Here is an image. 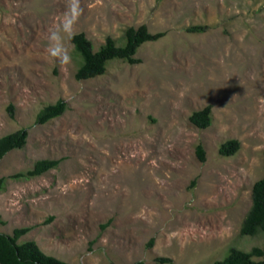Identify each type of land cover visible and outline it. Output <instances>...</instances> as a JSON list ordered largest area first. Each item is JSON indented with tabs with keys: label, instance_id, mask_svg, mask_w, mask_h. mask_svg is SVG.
<instances>
[{
	"label": "rangeland",
	"instance_id": "1",
	"mask_svg": "<svg viewBox=\"0 0 264 264\" xmlns=\"http://www.w3.org/2000/svg\"><path fill=\"white\" fill-rule=\"evenodd\" d=\"M67 4L0 0V137L27 130L0 178L60 161L6 182L0 233L32 227L19 242L68 264H211L230 248H263L264 234L239 229L264 177V0H80L74 34L94 51L106 37L121 44L128 27L166 33L139 47V64L112 60L85 81L74 79L81 59L67 34L69 64L46 52ZM59 100L65 112L35 124ZM207 105L211 124L198 129L189 116ZM231 139L239 150L222 157Z\"/></svg>",
	"mask_w": 264,
	"mask_h": 264
},
{
	"label": "trees",
	"instance_id": "2",
	"mask_svg": "<svg viewBox=\"0 0 264 264\" xmlns=\"http://www.w3.org/2000/svg\"><path fill=\"white\" fill-rule=\"evenodd\" d=\"M207 28L203 26H192L186 29L189 33H203ZM166 35L165 32L149 33L145 25L136 28L128 27L124 31L121 44H117L111 37H106L104 43L96 50H93L92 43L85 37L84 33L74 34L69 38L74 50L80 56L81 63L77 68L74 79L76 81L91 80L105 74L107 65L112 60H118L128 65H136L140 60L135 58L139 47L146 42H156ZM66 103L63 100L41 109L36 115L35 124L44 125L50 120L60 117L66 110ZM9 118L13 119V106H7ZM189 122L198 129H206L211 124V106L207 105L201 110L193 112L189 116ZM27 130L20 129L13 133L0 137V161L3 157L13 151L20 150L25 146ZM237 140H227L218 148L222 157H230L239 150ZM196 157L204 162V151L201 145L196 146ZM264 153V152H263ZM59 160H38L33 167L25 172H19L8 177L0 178V192L5 189L8 180H28L57 168ZM194 185V182H192ZM50 220V219H49ZM0 223L3 222L0 220ZM106 226H102L105 228ZM33 228H14L10 235L0 233V264H68L55 257L44 254L34 241L19 242ZM239 234L241 236H255L264 234V177L254 182L251 189V205L245 214ZM153 240H150L147 247H150ZM264 247H253L250 251H243L237 248H230L227 255L211 264H264ZM159 264H170L168 258H157ZM136 264H144L138 262Z\"/></svg>",
	"mask_w": 264,
	"mask_h": 264
},
{
	"label": "clouds",
	"instance_id": "3",
	"mask_svg": "<svg viewBox=\"0 0 264 264\" xmlns=\"http://www.w3.org/2000/svg\"><path fill=\"white\" fill-rule=\"evenodd\" d=\"M83 9L80 6V0H68L67 10L65 11L61 23L54 29L49 30L47 54L59 60L61 64H69L71 56L64 46L61 33L67 34L69 38L74 35V26L78 22Z\"/></svg>",
	"mask_w": 264,
	"mask_h": 264
}]
</instances>
